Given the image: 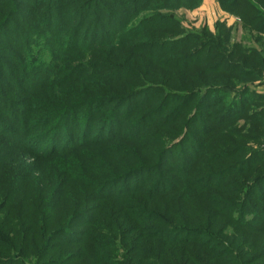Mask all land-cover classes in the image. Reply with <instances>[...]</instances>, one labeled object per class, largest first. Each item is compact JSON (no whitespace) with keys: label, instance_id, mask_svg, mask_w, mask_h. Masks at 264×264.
I'll use <instances>...</instances> for the list:
<instances>
[{"label":"trees","instance_id":"16d2710c","mask_svg":"<svg viewBox=\"0 0 264 264\" xmlns=\"http://www.w3.org/2000/svg\"><path fill=\"white\" fill-rule=\"evenodd\" d=\"M150 1L30 0L25 28L0 29V264H264V161L238 173L217 163L199 187V170L185 175L181 158L175 187L154 188L173 140L198 121L181 115L190 101L213 111L206 95L264 73V0H218L257 46L229 29L184 34L173 14L154 10L200 1ZM141 8L153 12L130 23ZM133 25L140 31L127 37ZM167 104L159 121L144 120ZM260 113L245 118L256 140ZM242 173L252 175L232 178Z\"/></svg>","mask_w":264,"mask_h":264},{"label":"rangeland","instance_id":"374dc122","mask_svg":"<svg viewBox=\"0 0 264 264\" xmlns=\"http://www.w3.org/2000/svg\"><path fill=\"white\" fill-rule=\"evenodd\" d=\"M152 1V0H151ZM150 1V2H151ZM199 2L198 6L194 9H186L184 5L179 8H175L174 4H169L167 8H162L155 10L157 13H171L179 21L180 26L184 34H188L191 31H199L200 29H210L211 32L214 29H229L231 37L234 36L235 42L241 44L242 46H257L254 42L255 38L253 35L243 31V27L240 26V20L238 17L232 16L231 12H225L218 0H195ZM111 4V3H110ZM116 5L117 4H112ZM111 5V7H112ZM18 6H21L24 10L20 13H17ZM30 8V0H0V29H22L25 28L21 25L24 20H28L30 17L29 12H26ZM145 8V6H144ZM175 8V9H174ZM133 10L136 13L133 15V19L130 20V23H133L139 19V17L152 13L153 10ZM132 13V12H131ZM115 14V13H114ZM108 14L111 18L119 17L118 15ZM9 17L11 18V24L6 28H2L3 21H6ZM40 19V15L36 16V20ZM41 23V21H39ZM116 24V23H115ZM222 24V25H221ZM11 25V26H10ZM221 25V26H220ZM136 25L131 26V29L128 32L127 37H133L140 29H135ZM21 27V28H19ZM59 24L55 25L57 29ZM102 29H106V26L103 25ZM107 31H110L109 29ZM115 32V31H113ZM181 33V30L176 32V35ZM103 36V35H102ZM91 40L89 39V43ZM165 42H163L164 44ZM153 44V43H152ZM199 58V55L193 56V61ZM182 65H188L186 62H183ZM131 70H128L130 72ZM128 75V73H127ZM259 80H254L250 82L251 84H239L235 87L234 92L228 94L221 92L215 94H208L207 103L208 106L214 107L215 110L210 111L206 104L199 106L197 100H191L187 108L181 114L178 110L172 112L168 116V121L174 123L179 114L185 115L191 113L190 120L192 117L198 119L197 122H193L188 126V135L184 138L177 136L173 140V146L169 148L166 152L164 158V165L158 173L154 176L157 180L154 182L155 191H164L171 190L174 186L175 180H180V177H183L184 172L181 171L176 174H171L172 168L180 165V159L184 158L186 170L185 175H187L192 170H199L195 173L194 177L198 178L197 183L199 187L207 186L206 182L203 179L205 170L214 168L217 163L221 165H229V173H238L242 170H246L250 166H253L257 162H263L264 156L258 158H251L253 155H250V152L255 149H264V130H262V136L259 140H256L252 136V129L256 127L257 124L252 121L248 122L245 118L249 117L252 113V110L259 108L261 110L260 118L264 119V73H261ZM239 83H248V82H239ZM249 89L243 92L246 88ZM237 90H241L239 94H236ZM243 92V93H242ZM219 95H222L219 97ZM149 95L143 97L141 101L148 99ZM235 100L234 108L227 112L226 114H221L222 107L225 108L226 104L230 100ZM177 100L173 99L171 102L172 106L177 105ZM136 104L133 102L131 105ZM170 104H167L161 111L156 113H144V120L146 122L159 121L165 113L170 109ZM126 106V105H125ZM125 106L123 108H125ZM246 106V107H245ZM201 107V108H199ZM242 110H240V108ZM178 119V118H177ZM261 121V120H260ZM260 123V122H259ZM228 128H231L228 131ZM109 135L114 132H108ZM173 133V130H172ZM211 133V134H208ZM106 135L107 132H106ZM189 138L190 140H187ZM183 141V142H182ZM196 143V145H193ZM178 144V145H177ZM176 146V147H175ZM187 147L189 150H187ZM251 158V159H250ZM254 160V161H251ZM252 173L245 174L242 173L237 176H233L234 180L245 179L251 177ZM193 177V174H190ZM189 176V177H190ZM144 179V175H140L136 178L135 184L140 182V179ZM224 177H221L219 181H222ZM263 179V180H262ZM262 181L263 184H260ZM256 186L257 190H262L264 188V176L261 177ZM126 185V186H134ZM124 186V185H123ZM113 191V188H109L105 194L108 195ZM92 214L90 215L91 218ZM154 227H159L157 222H150ZM83 228H86L84 226ZM177 235V234H176ZM82 241L85 239L84 235L79 236ZM72 242V246L78 247L80 245L77 242V239L69 240ZM55 244H60L59 242ZM48 245H46L47 247ZM55 247V246H54ZM56 253V252H55ZM50 264V263H45Z\"/></svg>","mask_w":264,"mask_h":264}]
</instances>
